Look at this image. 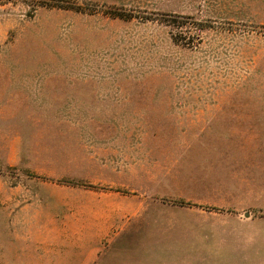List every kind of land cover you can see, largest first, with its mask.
I'll return each instance as SVG.
<instances>
[{
  "label": "rangeland",
  "instance_id": "374dc122",
  "mask_svg": "<svg viewBox=\"0 0 264 264\" xmlns=\"http://www.w3.org/2000/svg\"><path fill=\"white\" fill-rule=\"evenodd\" d=\"M264 263V0L0 1V264Z\"/></svg>",
  "mask_w": 264,
  "mask_h": 264
},
{
  "label": "crops",
  "instance_id": "0c3cea01",
  "mask_svg": "<svg viewBox=\"0 0 264 264\" xmlns=\"http://www.w3.org/2000/svg\"><path fill=\"white\" fill-rule=\"evenodd\" d=\"M94 264H100V263H94ZM226 264H264V263H226Z\"/></svg>",
  "mask_w": 264,
  "mask_h": 264
},
{
  "label": "trees",
  "instance_id": "16d2710c",
  "mask_svg": "<svg viewBox=\"0 0 264 264\" xmlns=\"http://www.w3.org/2000/svg\"><path fill=\"white\" fill-rule=\"evenodd\" d=\"M1 1V0H0Z\"/></svg>",
  "mask_w": 264,
  "mask_h": 264
}]
</instances>
